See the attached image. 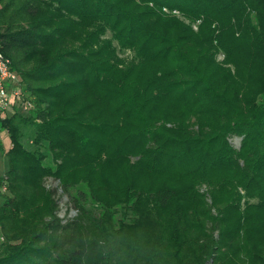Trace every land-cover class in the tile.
<instances>
[{"label":"trees","instance_id":"1","mask_svg":"<svg viewBox=\"0 0 264 264\" xmlns=\"http://www.w3.org/2000/svg\"><path fill=\"white\" fill-rule=\"evenodd\" d=\"M0 48V264H264V0H0Z\"/></svg>","mask_w":264,"mask_h":264},{"label":"built area","instance_id":"2","mask_svg":"<svg viewBox=\"0 0 264 264\" xmlns=\"http://www.w3.org/2000/svg\"><path fill=\"white\" fill-rule=\"evenodd\" d=\"M18 85V76L0 48V114L13 113L16 108L27 111L31 107L29 103H21Z\"/></svg>","mask_w":264,"mask_h":264},{"label":"rangeland","instance_id":"3","mask_svg":"<svg viewBox=\"0 0 264 264\" xmlns=\"http://www.w3.org/2000/svg\"><path fill=\"white\" fill-rule=\"evenodd\" d=\"M110 35L106 34L105 38H109ZM113 44L115 45V42H113ZM120 58H127L128 56H130V53L125 52V54L123 53H119L118 55ZM218 60L222 59V55H219L217 57ZM86 97L88 98V94L86 95ZM6 115H12L11 113H7ZM26 137L29 136L30 134V130L25 132ZM241 138H237L234 137L232 139H230V143L234 148H238L239 144H240ZM10 140L7 136V134L2 131L0 132V175H2L4 173V171H6V159L4 157V152L7 151L10 148ZM51 160L49 159V157L45 160V164H50ZM45 185L49 188H56V197L58 199V203H59V212L58 215L61 218H64L67 214L68 217H71L74 215L73 210H70V204L68 202V199L65 195L62 194L60 188H58V183L56 181H53L51 179L46 180ZM75 190H72V192H74ZM2 204V200L0 198V205ZM69 210V211H68Z\"/></svg>","mask_w":264,"mask_h":264}]
</instances>
